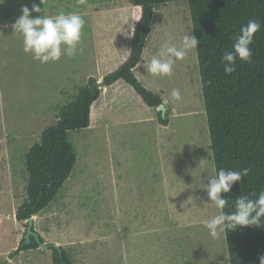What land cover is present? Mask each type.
<instances>
[{"label": "rangeland", "instance_id": "1", "mask_svg": "<svg viewBox=\"0 0 264 264\" xmlns=\"http://www.w3.org/2000/svg\"><path fill=\"white\" fill-rule=\"evenodd\" d=\"M137 12L129 0H0V264H52L48 247L14 254L24 156L125 58ZM153 17L133 75L168 124L126 88L98 90L91 126L69 133L70 177L33 217L72 264H229L188 5Z\"/></svg>", "mask_w": 264, "mask_h": 264}, {"label": "trees", "instance_id": "2", "mask_svg": "<svg viewBox=\"0 0 264 264\" xmlns=\"http://www.w3.org/2000/svg\"><path fill=\"white\" fill-rule=\"evenodd\" d=\"M176 1H185L189 9L229 264H264V0H129L138 12L126 56L103 76L104 87L126 88L145 110L158 109L160 97L138 82L133 69L140 63L154 7ZM85 93L91 94L89 87L59 108L60 121L66 120L62 130L60 121L45 130L24 156L26 199L15 219L25 229L70 177L76 154L69 133L91 126L100 95L86 100L85 122L79 124ZM157 119L168 124L167 114L161 118L158 112ZM22 242L14 254L38 248L33 238L30 246L21 247ZM47 247L52 264H72L62 249L60 257Z\"/></svg>", "mask_w": 264, "mask_h": 264}, {"label": "water", "instance_id": "3", "mask_svg": "<svg viewBox=\"0 0 264 264\" xmlns=\"http://www.w3.org/2000/svg\"><path fill=\"white\" fill-rule=\"evenodd\" d=\"M102 88H104V84H103L102 81L101 82H96V81L93 80L92 82H90L89 89L91 90V94L90 95L87 94V93L83 94V97H82V100H83V103H84V106H83V117L81 119L77 120L79 124H84V122H85L84 115L86 114V111H87L86 100L87 99L96 98L98 90H100ZM158 110L161 113V118H164L165 117V113H166V107L164 106L163 103L161 105H159ZM65 121L66 120H62V121L59 122V130H62V124ZM50 135H51V133L47 137L49 138ZM33 217H31L30 219H28L26 221L27 228H26L25 235L23 237V242L21 244V247L30 246L31 238H33L35 240L36 244L38 245V248L46 249L47 245L40 241V236L33 230ZM52 247H53V249L58 251V254L61 257V255H62L61 249L58 246H56V245H52Z\"/></svg>", "mask_w": 264, "mask_h": 264}, {"label": "crops", "instance_id": "4", "mask_svg": "<svg viewBox=\"0 0 264 264\" xmlns=\"http://www.w3.org/2000/svg\"><path fill=\"white\" fill-rule=\"evenodd\" d=\"M115 88V87H114Z\"/></svg>", "mask_w": 264, "mask_h": 264}]
</instances>
